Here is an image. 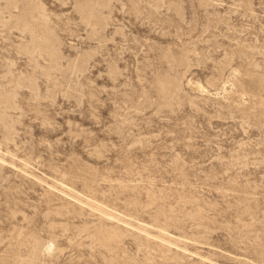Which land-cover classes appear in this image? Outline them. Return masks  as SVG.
I'll return each mask as SVG.
<instances>
[{"label": "rangeland", "instance_id": "1", "mask_svg": "<svg viewBox=\"0 0 264 264\" xmlns=\"http://www.w3.org/2000/svg\"><path fill=\"white\" fill-rule=\"evenodd\" d=\"M0 264H264V0H0Z\"/></svg>", "mask_w": 264, "mask_h": 264}, {"label": "bare ground", "instance_id": "2", "mask_svg": "<svg viewBox=\"0 0 264 264\" xmlns=\"http://www.w3.org/2000/svg\"><path fill=\"white\" fill-rule=\"evenodd\" d=\"M24 28L25 29H27V30H30V26L29 25H25L24 26ZM43 36V35H42ZM45 36V35H44ZM47 36H49V35H47ZM32 38H33V36H32ZM31 38V39H32ZM42 39H43V43H39V42H36V40H34V42H32L31 44H32V48H30V49H28L27 50V52L29 53V54H32L34 51H38V52H40V53H42V51H44L45 52V55L47 56V60H48V62H56L55 61V59H56V55H55V50H54V46H53V44L52 43H49V40H46V37L45 38H43L42 37ZM36 42V43H35ZM51 63V64H52ZM52 65H54V64H52ZM50 67H51V65H49ZM53 67V66H52ZM51 67V68H52ZM62 192H65V190H61ZM65 194V193H64ZM67 194V193H66ZM70 195V194H69ZM68 195V196H69ZM72 195V194H71ZM70 195V196H71ZM77 199V198H76ZM75 199V200H76ZM78 200V199H77ZM79 202H80V200H79ZM104 214V213H103ZM105 215H107V214H105ZM109 216V215H108ZM171 239V238H170ZM165 243V242H164Z\"/></svg>", "mask_w": 264, "mask_h": 264}]
</instances>
